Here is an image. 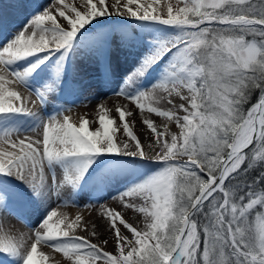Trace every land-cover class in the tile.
Instances as JSON below:
<instances>
[{"label": "snow or ice", "instance_id": "6c2138e0", "mask_svg": "<svg viewBox=\"0 0 264 264\" xmlns=\"http://www.w3.org/2000/svg\"><path fill=\"white\" fill-rule=\"evenodd\" d=\"M14 7L25 20L0 44V217L14 205L37 215L15 217L31 236L11 234L0 219V264H48L39 245L65 264H264V0ZM91 73L178 132L145 117L148 146L159 149L149 154L126 107H116L117 119L97 104L94 129L86 117L77 125L64 109L47 110L66 92L91 91ZM21 87L44 106L43 118ZM162 101L175 110H162ZM41 130L42 138L21 137ZM104 192L143 219L139 229L103 211L114 253L77 234L87 231L81 215L57 210Z\"/></svg>", "mask_w": 264, "mask_h": 264}, {"label": "bare ground", "instance_id": "6f19581e", "mask_svg": "<svg viewBox=\"0 0 264 264\" xmlns=\"http://www.w3.org/2000/svg\"><path fill=\"white\" fill-rule=\"evenodd\" d=\"M29 2L30 4L38 3L40 5H47L50 3V0H29ZM65 2L77 7L78 10H85L84 5L86 3V0H65ZM108 2L110 3L111 0H108ZM17 3L18 0H0V21H2V26H0V44H3L6 38L15 33L25 20V18L21 17L23 13L18 8L14 7V5ZM120 61L121 64H123V55H121ZM90 76V79L86 78L85 83L91 84L93 86L91 91H85L82 94L66 92L63 95L59 96V98L55 100V103H50L52 104L50 107H48L50 111H52L53 107L64 109L65 111L62 113V115L70 116L73 123L77 125L79 124L81 117H86L93 122L91 124V127L94 129L98 126L95 123L98 116L96 107L97 104H99L100 102H104L105 106L111 109L109 115L117 119L118 114L115 111L116 107H126L128 110L134 113L133 116L127 117V119L130 122H135L133 125V131L138 136L141 144L144 146L145 151L149 154H152L154 151H159L158 148H150L148 146L150 141L154 143V137L150 130H148L142 123V120L145 117L152 119L154 121V126H156L159 131H163L165 126L169 128L174 122H168L163 118L157 117L155 114L148 112H145L143 113V115H141L139 113V110L136 109L129 101L125 100L121 96L114 95L109 90H104V86L99 83V80L95 77V73H91ZM19 90L26 98L27 106L31 108L32 111L35 112V110L37 109L44 110V106L39 103L35 95L31 94L23 87H21ZM97 94H99V98L90 103L89 101L92 100V97L96 96ZM85 97H88V99H85ZM173 100L175 104L181 103L178 98L173 97ZM72 102L73 104H71ZM157 106L162 110H175L173 105H169L166 101H162ZM36 134L37 137L42 138V130L41 132H37ZM117 138H122V130L120 133H117ZM168 139H170V136L168 137ZM65 195H67V193H65ZM101 195L103 197L101 199L92 198L91 200H81L78 201V206L60 207L57 210L59 213H66L72 218H74L76 215H81L83 217V224L87 227V231H81L80 229H78L77 234L81 236H87L92 243L98 244L107 252L114 253L115 240L113 238V232L110 230L108 222L104 218H102L103 211L110 208L115 211L121 212L123 213L125 220H127L129 223H132L133 226H136L139 229H143V219L139 213H134L131 209H125L118 200L112 199V195H115V193H112V195H110L108 192H104ZM57 203L59 202L56 201L55 198H53L51 207L55 208ZM137 203L139 204L140 202L137 201ZM89 204L91 205V207H89ZM101 205L104 206L103 209L100 207ZM17 214L24 216L25 220L28 221L36 213L34 208L25 210L18 205H14L12 209V215L5 213L2 217H0V219H2L3 221L5 230H10L11 234L17 235L18 237L21 234L31 236L32 233L28 235V232H30V230L26 226L25 222L19 221L15 218ZM93 225H95V229H93ZM120 228L122 234L127 235L129 236V238H131V234L128 233L127 230L123 228V226H120ZM92 231L96 232L95 236H91ZM105 240L108 241L106 245L103 243V241ZM28 243L30 244L31 240H29ZM38 248L49 256L48 264H65L61 254L53 252L51 248H48L44 245H39ZM0 259L3 258L0 257Z\"/></svg>", "mask_w": 264, "mask_h": 264}, {"label": "rangeland", "instance_id": "374dc122", "mask_svg": "<svg viewBox=\"0 0 264 264\" xmlns=\"http://www.w3.org/2000/svg\"><path fill=\"white\" fill-rule=\"evenodd\" d=\"M161 2H162V4H163V2H164V0H161ZM24 15V16H23ZM22 18H25V14L23 13L22 14V16H21ZM104 90L106 89V90H108L106 87H104L103 88ZM71 102V101H70ZM52 104L53 103H55V101H53V102H51ZM52 104H49L48 105V107H50ZM71 104H73V102L71 103ZM47 110L49 111V112H51L50 111V109L49 108H47ZM39 111V112H38ZM35 112H37V114L38 115H40L42 118L44 117V110L43 109H37V110H35ZM41 112V113H40ZM181 115H183V113H181ZM169 130H170V132H178V129H177V127H176V125H175V123H173L170 127H169ZM37 132H22L21 133V137H23L24 135H28V136H31V137H34L35 136V138H40V137H37L36 134ZM108 196V195H107ZM106 197V196H105ZM43 211V210H42ZM36 215L37 214H35L33 217H31L30 218V221H35V219H36ZM27 228V227H26ZM31 232H28V235L30 234Z\"/></svg>", "mask_w": 264, "mask_h": 264}]
</instances>
